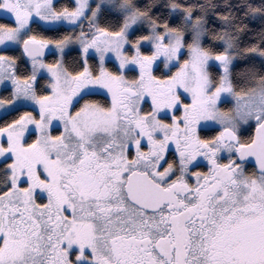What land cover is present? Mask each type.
Listing matches in <instances>:
<instances>
[{
    "label": "snow or ice",
    "instance_id": "obj_1",
    "mask_svg": "<svg viewBox=\"0 0 264 264\" xmlns=\"http://www.w3.org/2000/svg\"><path fill=\"white\" fill-rule=\"evenodd\" d=\"M0 264H264V0H0Z\"/></svg>",
    "mask_w": 264,
    "mask_h": 264
}]
</instances>
